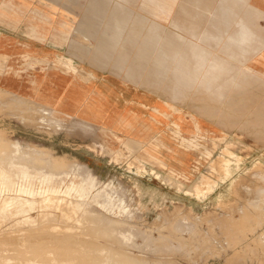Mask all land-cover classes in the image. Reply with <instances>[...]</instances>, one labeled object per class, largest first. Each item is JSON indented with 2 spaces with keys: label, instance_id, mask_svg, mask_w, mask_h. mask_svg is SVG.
Here are the masks:
<instances>
[{
  "label": "rangeland",
  "instance_id": "rangeland-1",
  "mask_svg": "<svg viewBox=\"0 0 264 264\" xmlns=\"http://www.w3.org/2000/svg\"><path fill=\"white\" fill-rule=\"evenodd\" d=\"M247 2L98 4L109 72L156 99L162 88L169 113H180L168 116L163 142L90 127L0 90V264H264V81L240 59ZM175 34L228 65L217 79L231 82L210 85L239 88L205 91L210 77H185L163 60L168 48L187 50ZM205 104L214 109H192ZM42 191L52 192L51 205Z\"/></svg>",
  "mask_w": 264,
  "mask_h": 264
},
{
  "label": "crops",
  "instance_id": "crops-1",
  "mask_svg": "<svg viewBox=\"0 0 264 264\" xmlns=\"http://www.w3.org/2000/svg\"><path fill=\"white\" fill-rule=\"evenodd\" d=\"M99 3L102 0H0V90L120 135L127 131L136 139L157 136L166 140L168 116L180 113H169L162 88L156 99L130 88L109 72L110 65L104 62L103 37L110 33L99 26L104 19ZM245 9L252 22H240V59L248 72L264 81V0H250ZM174 37L183 41L187 50L175 51L171 56L169 49L166 56H160L163 60L167 57L168 64L174 61L185 77L200 74L212 78L206 79L205 91H212L210 83L231 82L217 79L222 68L229 71L223 58L202 50L209 64H201V47L176 34ZM222 88L238 89L239 85L226 84ZM258 99L264 104V91ZM156 101L158 106L153 104ZM192 109L210 110L214 106Z\"/></svg>",
  "mask_w": 264,
  "mask_h": 264
},
{
  "label": "bare ground",
  "instance_id": "bare-ground-1",
  "mask_svg": "<svg viewBox=\"0 0 264 264\" xmlns=\"http://www.w3.org/2000/svg\"><path fill=\"white\" fill-rule=\"evenodd\" d=\"M136 19H138V17L136 18ZM172 38L173 39H175V40H178L176 37H173L172 36ZM184 43V42H183ZM167 47H168V45H167ZM168 50H169V48H168ZM157 51L158 52H160V49L159 48H157ZM198 52H199V59H200V61H201V64H204V65H207V64H209V61L207 60V59H205L204 58V56L206 55V53L205 52H203L202 50H201V48L200 49H198ZM219 73H220V77L221 76H225L227 73H229V71L227 70V68H222L221 69V71H219ZM223 79H219V81L221 82ZM209 87H210V89L212 90V91H223V88H222V85H209ZM80 90V89H79ZM82 91V90H81ZM94 93V92H93ZM86 96V95H85ZM84 97V96H83ZM95 97V96H94ZM96 98V97H95ZM83 99V98H82ZM77 103V102H76ZM73 108V107H72ZM44 109V108H43ZM42 110V109H41ZM48 110V109H47ZM74 110V109H73ZM194 110V109H193ZM196 114H198L199 115V113L198 112H196ZM35 117V116H34ZM90 118V117H89ZM106 118V117H105ZM116 118V117H115ZM81 120V119H80ZM96 120V119H95ZM73 121V120H72ZM106 121V120H105ZM111 121V120H110ZM84 122V121H83ZM89 122V121H88ZM80 123H82V121H80ZM80 123H78V124H80ZM87 123V122H86ZM85 123V124H86ZM110 123V122H109ZM84 124V123H83ZM91 124V123H90ZM105 124V123H104ZM108 125H110V124H108ZM79 126V125H78ZM78 126H77V128H78ZM87 126V125H86ZM90 126V125H89ZM75 127V126H74ZM91 127V126H90ZM80 128H82V127H80ZM85 128V127H84ZM89 128V127H88ZM98 128V127H97ZM86 129V128H85ZM93 129V128H92ZM91 129V130H92ZM108 130V129H107ZM82 132H84V131H82ZM108 133V132H107ZM161 142H163V140H161ZM131 143H132V141L129 139V140H127L126 142H125V145H129V147H133V145H131ZM37 154H42V152H40L39 150H37ZM44 154V153H43ZM44 156V155H43ZM38 157V156H37ZM31 158V157H30ZM52 158V157H51ZM51 158H49V159H51ZM31 159H33V158H31ZM48 159V158H47ZM35 160H38V159H35ZM52 160H54V159H52ZM34 161V160H33ZM39 161V160H38ZM40 163H42V161H39ZM55 162H60V164H61V161H58V160H56ZM54 162V163H55ZM34 163V162H33ZM32 163V164H33ZM38 163V162H37ZM54 163L52 164V162H50L49 161V163H47V165H48V167L50 168V169H52V170H62V169H64L65 170V168H64V166H63V168L62 167H59L58 165H54ZM62 165V164H61ZM65 165V164H64ZM69 165V164H68ZM35 166V165H34ZM46 168V167H45ZM261 171V170H260ZM40 194H45V198H44V200H42V204H44V205H46V206H49V205H51L52 203H53V199L54 198H52V192H48V191H42V192H40ZM3 199V198H2ZM60 199V198H59ZM7 201H6V204H7V206L10 204V205H12V204H14V203H16L15 202V200H13V199H11V198H8V199H6ZM62 200V199H61ZM104 200V199H103ZM39 201H40V199H39ZM58 202V201H57ZM56 202V203H57ZM5 203V202H4ZM63 204H64V202H62ZM69 204H71V203H69ZM21 205H24V204H21ZM54 205V204H53ZM57 205V204H56ZM81 205H82V203H81ZM55 206V205H54ZM58 206V205H57ZM61 206V205H60ZM70 206V205H69ZM24 207V206H23ZM26 207V206H25ZM67 208V207H66ZM69 208H71V207H69ZM68 208V209H69ZM84 210V209H83ZM87 216V215H86ZM67 219V218H66ZM94 222V221H93ZM109 221L107 220V223H108ZM114 223V222H113ZM108 225H113L112 223L111 224H108ZM108 225H105V227H107ZM114 226V225H113ZM116 226V225H115ZM96 227V226H95ZM98 227V226H97ZM110 227V226H109ZM85 229V228H84ZM114 228H112V230H113ZM111 230V231H112ZM87 231V230H86ZM124 232V231H123ZM122 233V232H121ZM107 235V234H106ZM72 237H73V235H72ZM75 237V236H74ZM80 242V241H79ZM102 251V250H101ZM102 252H104V251H102ZM79 256V255H78ZM106 257V256H105ZM112 257V256H111ZM114 257V256H113ZM79 257H77V259H78ZM102 258V257H101ZM116 258V257H115ZM117 259H119V258H117ZM94 260V259H93ZM95 260H99V259H95ZM103 260V259H102ZM116 260V259H115ZM120 260V259H119ZM128 260L129 261H131V264L133 263V260L131 259V258H128ZM101 260H99V262H100ZM117 261V260H116ZM123 260H120L119 262H122ZM119 262H116V263H119ZM127 262V261H126ZM98 263V262H97ZM96 263V264H97ZM125 263V262H124ZM129 263V262H128ZM99 264V263H98ZM130 264V263H129ZM134 264V263H133ZM136 264V263H135Z\"/></svg>",
  "mask_w": 264,
  "mask_h": 264
}]
</instances>
